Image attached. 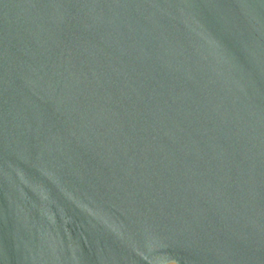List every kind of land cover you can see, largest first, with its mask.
<instances>
[{"label":"water","instance_id":"1","mask_svg":"<svg viewBox=\"0 0 264 264\" xmlns=\"http://www.w3.org/2000/svg\"><path fill=\"white\" fill-rule=\"evenodd\" d=\"M0 264H264V0H0Z\"/></svg>","mask_w":264,"mask_h":264}]
</instances>
